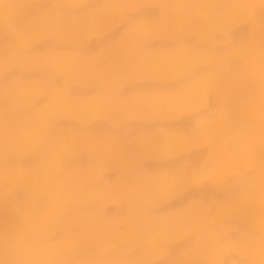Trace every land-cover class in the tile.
<instances>
[{"label":"bare ground","instance_id":"obj_1","mask_svg":"<svg viewBox=\"0 0 264 264\" xmlns=\"http://www.w3.org/2000/svg\"><path fill=\"white\" fill-rule=\"evenodd\" d=\"M262 74L264 0H0L2 259L257 264Z\"/></svg>","mask_w":264,"mask_h":264},{"label":"clouds","instance_id":"obj_2","mask_svg":"<svg viewBox=\"0 0 264 264\" xmlns=\"http://www.w3.org/2000/svg\"><path fill=\"white\" fill-rule=\"evenodd\" d=\"M3 251V246L0 244V264H93V262L72 259V251L70 248L66 247L63 243H49L42 236L37 237L27 249L20 253L21 259L5 261L2 259ZM57 256L68 258H54ZM260 256L261 259L257 264H264V242L260 246Z\"/></svg>","mask_w":264,"mask_h":264}]
</instances>
